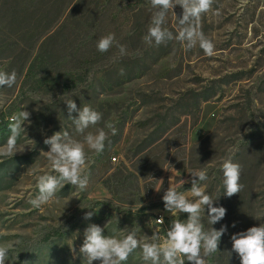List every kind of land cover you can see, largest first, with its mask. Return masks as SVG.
<instances>
[{
  "label": "rangeland",
  "instance_id": "obj_1",
  "mask_svg": "<svg viewBox=\"0 0 264 264\" xmlns=\"http://www.w3.org/2000/svg\"><path fill=\"white\" fill-rule=\"evenodd\" d=\"M96 1L81 0L82 5ZM121 1V18L105 22L120 37L127 54L120 56L116 48L113 58L119 71L134 70L138 75L119 86V94L99 98L103 106L97 111L102 120L87 131L104 128L108 140L101 153L85 146L87 189L66 184L40 208L29 203L39 194L33 170L40 175L55 174L44 153L50 150L44 140L64 130L76 139L82 136L74 133L65 102L56 105L51 95L33 94L30 84L23 88L30 43L22 36L13 43L10 35L24 33L27 20L22 17L10 25L11 33L0 31V71L17 73L13 87H0V146L10 136L11 117L21 110L31 114V123L25 122L26 132L17 140L24 151L0 162L3 170L14 159H21L18 168H10L0 179V246L9 249L6 264H37L44 257L86 264L79 249L90 224L104 228L106 236L123 238L135 230L138 237L149 239L158 233L162 242L161 229L167 221L188 215L165 210V191L171 186L196 199L190 191V172L206 169L208 180L201 187L216 199L224 192L221 165L230 151L235 152L233 162L241 165L243 187L230 198L223 194L225 259L227 264H240L238 254L229 256L231 236L264 224V0H214L200 20L201 31L215 46L211 56L199 45L187 49L177 40L149 46L144 36L155 12L150 0ZM4 5L7 9L13 0H5ZM109 7L118 8L114 3ZM182 11L179 5L169 10L162 27L177 34ZM91 31L75 28L82 35ZM217 83L220 93L201 102L205 87ZM74 102L77 107L92 108L93 93ZM162 118L168 121L164 132L157 127ZM107 124L116 128L115 135ZM213 206L221 205L215 200ZM89 211L94 215L86 220ZM161 217L163 223L158 221ZM201 222L204 229L209 228L208 220ZM54 247L51 255L48 250ZM129 260L145 264L139 248Z\"/></svg>",
  "mask_w": 264,
  "mask_h": 264
},
{
  "label": "clouds",
  "instance_id": "obj_2",
  "mask_svg": "<svg viewBox=\"0 0 264 264\" xmlns=\"http://www.w3.org/2000/svg\"><path fill=\"white\" fill-rule=\"evenodd\" d=\"M214 0H150V5L155 12L151 18L150 26L144 41L149 46L153 44L160 46L169 41L177 40L183 43L187 49L199 45L205 54L211 56L214 51L213 42L208 39L200 29L201 17L209 12ZM179 5L182 8V15L178 18L180 30L177 34L162 27L165 23L169 10ZM115 45L119 49V55L127 54L126 46L119 44L114 33L99 38L97 50L101 53L107 52ZM123 74V69L121 70ZM17 80V73L0 71V87L11 88ZM68 118L74 125V133L82 136V140L76 139L69 131H59L44 140L50 150L44 152L55 174H36L39 194L29 200L34 208H40L49 203L55 197L58 190L66 184H71L79 190H86L89 184V177L86 174V163L88 155L85 146L96 153L103 152L105 142L108 140V133L104 128H97L95 132L87 131L102 120V114L90 106L77 107L73 99H66ZM77 115L73 116L72 114ZM30 113L21 110L13 115L9 121L8 128L10 136L6 144L0 146V162L13 158L17 153H22L25 146L17 144L18 138L26 132L23 125L31 123ZM111 134L115 135L117 130L107 124ZM247 131V130H246ZM235 152L223 159L221 170L223 173L224 195L232 197L240 193L243 185L240 183L241 165L233 162ZM191 194L196 199L191 200L176 188L169 187L162 199L164 208L171 213H187L186 221L173 220L162 240L158 233H153L150 239L146 236L138 237L135 230L129 231L123 238L104 235L105 229L97 224H90L84 231V241L79 249L80 254L86 260V264H122L136 250L141 249L142 260L145 264H207L206 257L219 251L221 237L227 231V226L219 230L211 227L205 230L201 222V212H205L207 206L208 223L212 226L222 220L226 215L223 206L216 207L213 199L201 187V182L208 180L207 170H193L190 172ZM187 181H185L186 183ZM95 211V210H94ZM94 211L85 214L84 219L88 220L94 215ZM163 223V218L158 220ZM235 227V223L232 225ZM232 252L238 254L240 264H264V224L250 227L231 236ZM75 253V248H72ZM9 249L0 246V264H6Z\"/></svg>",
  "mask_w": 264,
  "mask_h": 264
},
{
  "label": "trees",
  "instance_id": "obj_3",
  "mask_svg": "<svg viewBox=\"0 0 264 264\" xmlns=\"http://www.w3.org/2000/svg\"><path fill=\"white\" fill-rule=\"evenodd\" d=\"M111 3L117 4V7L123 5L121 0H97L88 5H82L81 0H72L69 3L63 0H13V5L6 9L5 0H0L1 32L5 30L13 32L10 25L18 22L22 17L28 22L24 33L17 32L10 35L13 37L10 38L13 43L18 42L16 40L18 36L24 37L30 43L29 64L23 88L30 84L33 94L51 95L57 101L56 105L63 104L69 97L78 100L83 94L86 95L91 91L94 99L92 109L97 111L103 106V103L99 102L100 96L119 94L117 90L119 86L136 78L137 71L125 69L123 72L129 71V75H122L118 70V63L113 58L117 48L115 45L104 53L97 50L99 38L112 33V30L108 29L109 24L105 21H118L121 18L122 9L120 7L111 9L109 7ZM3 19H9L6 25ZM76 27L79 30L88 27L92 31L82 35L75 33ZM115 39L120 44V37L115 35ZM221 89L218 83L208 85L200 94L201 102L212 100ZM198 108L200 109L199 106ZM167 122L166 118H162L157 124L158 131L164 132L168 128ZM137 154H134L135 158ZM20 163L21 159L17 158L6 165L0 170V179L10 168H18ZM223 194L222 192L216 199L221 206L226 200ZM206 207L205 212H201L202 220H208ZM186 219L187 215H184L175 220L186 221ZM172 221L168 220L162 227L163 236L166 237ZM222 226H224L223 219L205 230H210L211 227L219 230ZM226 247L227 237L224 234L220 240L219 251L206 257L207 264H227ZM55 250L56 247L49 249L48 252L53 255ZM37 264H77V262L73 259L70 261L65 259L63 263L60 259L53 261L52 258L44 257L38 259ZM122 264H131L129 257ZM185 264L191 262L185 261Z\"/></svg>",
  "mask_w": 264,
  "mask_h": 264
}]
</instances>
